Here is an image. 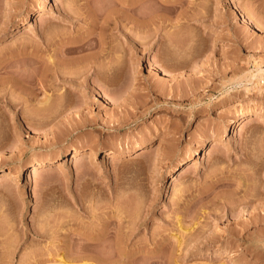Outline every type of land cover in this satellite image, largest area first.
Wrapping results in <instances>:
<instances>
[{
    "label": "rangeland",
    "instance_id": "rangeland-1",
    "mask_svg": "<svg viewBox=\"0 0 264 264\" xmlns=\"http://www.w3.org/2000/svg\"><path fill=\"white\" fill-rule=\"evenodd\" d=\"M100 52L125 55L116 86L82 67ZM19 165L0 264H264V0H0V172Z\"/></svg>",
    "mask_w": 264,
    "mask_h": 264
},
{
    "label": "bare ground",
    "instance_id": "bare-ground-1",
    "mask_svg": "<svg viewBox=\"0 0 264 264\" xmlns=\"http://www.w3.org/2000/svg\"><path fill=\"white\" fill-rule=\"evenodd\" d=\"M47 1H50L51 2V0H47ZM132 5V4H131ZM130 5V6H131ZM135 5L133 4L130 8L133 10V8H135L134 7ZM127 7H129V6H127ZM136 8H137V6H136ZM130 9V10H131ZM130 10H129V12H130ZM134 10H136V9H134ZM149 10V9H148ZM133 12V11H132ZM150 12V11H149ZM114 13H116V12H114ZM114 13H113V15H114ZM152 13V12H151ZM42 14V11H40V10H35L33 13H31V15H30V17H28V18H26L27 20L25 21L28 25H29V23L31 22V17L33 16V18H35V17H38V16H40ZM111 16L110 17H104V19H105V21L103 20V26H105V27H108L112 22H113V24L114 25H120L119 24V22H118V18H117V14H115L114 16H112V13L110 14ZM129 15L130 16H132V14H128V16L126 15V18L127 19H125V20H127V21H129V22H132V24H135V23H137V20H134V17H129ZM134 15V14H133ZM149 15V14H148ZM109 16V15H108ZM113 17V18H112ZM115 17V18H114ZM146 17V16H145ZM112 18V19H111ZM130 19V20H129ZM132 19V20H131ZM152 19V18H151ZM150 19V20H151ZM98 20V19H97ZM96 22V21H95ZM149 22V21H148ZM243 22H247V20L245 19V18H243ZM150 23V22H149ZM151 23L152 24H154L153 22H152V20H151ZM146 24H147V26H146ZM146 24H145V27H147L148 28V30L152 27L151 25L152 24H148L147 22H146ZM101 25H102V23H101ZM103 26H101V28L103 27ZM142 26H144V24H142ZM151 30V29H150ZM148 32V31H147ZM102 35H103V33L101 34V38H102ZM133 37H135V39H136V35L135 36H133ZM139 38H137V40H138ZM165 42V41H164ZM163 42V43H164ZM79 47V46H78ZM78 47L76 48V50L77 51H80V50H78ZM84 47V46H83ZM82 46L79 48V49H81V50H83L84 48H83ZM89 47V46H88ZM75 51V50H74ZM70 52H71V50H70ZM69 52V53H70ZM72 52H73V50H72ZM116 52V51H115ZM118 52V51H117ZM113 56V57H112ZM111 57H110V59H107V57H104V55L102 54V52H100V53H98L97 55H93L92 57L90 56V58H88V59H86L84 62H82V64L80 63V62H78L80 65H82V67H83V69H85V71L86 72H89V71H91V70H93V72H94V74L96 75V79H97V81L99 82V84L101 83V84H103L104 86L105 85H112V84H114V85H112V86H116L115 84H116V78H118V75H119V73L120 72H122L121 71V69H120V67H122V66H120L121 65V62H123V59H124V56L125 55H123L122 56V54H121V56H120V53H116L115 55L113 54ZM165 60V62H166V59H164ZM73 61V60H72ZM75 61V60H74ZM82 61V60H81ZM162 62H164L163 60H161ZM69 62V61H68ZM76 62H77V60H76ZM164 62V63H165ZM74 63V62H73ZM164 63H161V64H164ZM167 63H168V61H167ZM183 63V62H182ZM73 65V64H72ZM78 65V64H77ZM177 65V64H176ZM183 65V64H182ZM181 65V66H182ZM164 66H166V63H165V65ZM168 66V65H167ZM180 66V65H179ZM162 68V70H163V72H165L164 70H165V68H163V67H161ZM120 77V76H119ZM128 78H131V77H128ZM18 79V78H17ZM20 79H21V77H20ZM131 80V81H130ZM135 80V79H134ZM128 81V83L130 84L133 80H132V78L131 79H128L127 80ZM137 81V80H136ZM118 83H119V81H118ZM127 83V84H128ZM21 84V83H20ZM102 85V86H103ZM118 86V85H117ZM119 92V91H118ZM261 114V112H259V111H256V112H254L253 113V115H251L252 117H255L256 118V116H258V115H260ZM248 116H250V114L248 113V112H244V113H240V116H239V118H238V120L237 121H230V123H229V125L228 126H226L225 128H224V130H223V135L224 136H228L229 135V133L231 132V131H234V130H236L239 126H241L240 127V129L239 130H241L243 127H244V124H243V122H244V120L246 119V118H248ZM257 119V118H256ZM233 126V127H232ZM237 131V130H236ZM223 137V136H222ZM214 148H215V145L214 144H211V146H210V150H209V153L210 152H212L213 150H214ZM145 150V147L143 146V145H141L140 147H138V149H137V151H134V152H141V153H139L138 154V156L139 155H141V154H144V153H146V151H144ZM170 151H172V150H170ZM114 152V151H113ZM113 152H110V153H108V154H112L113 156H116L115 155V152L113 153ZM66 154V151L64 150V151H62L61 153H60V155L61 156H63L64 157V155ZM200 153L198 152V150L196 149V150H194L193 151V153L190 155V157L188 158V159H186V160H184V159H179L177 162H176V165H175V167L173 168V172H172V174L169 176V180H170V184L171 185H175V183L178 181V180H180L182 177H183V173H184V171H185V169L186 170H189L190 168H192L193 166H194V159H195V157L197 156V155H199ZM78 156H80V152L78 151V150H75L74 151V155H73V157H72V161H77L78 159ZM55 164H57V165H55ZM52 166H57L58 168H61V166H63L62 165V162L60 161H58L57 163H54V162H41V163H39V164H36L35 166H33L31 169H30V174H36V175H39V174H42V173H45V172H47ZM24 174V169H23V167L21 166V165H19V166H12V167H9V169H7V170H3V171H1L0 172V177H13V178H15V179H17V178H19L21 175H23ZM173 192H175V189L173 188ZM248 202V201H247ZM250 202V201H249ZM261 202V201H260ZM261 205V204H260ZM259 205V206H260ZM256 207V206H255ZM257 208V207H256ZM255 208V209H256ZM253 214V213H252ZM255 214V213H254ZM258 214V213H257ZM257 214H255V215H257ZM261 217V215H258V217H257V220H258V218H260ZM262 216H264V215H262ZM251 217V220H253V218H254V215L253 216H250ZM253 217V218H252ZM249 219V218H248ZM254 220H256V219H254ZM256 220V221H257ZM260 220V219H259ZM259 220H258V223H260L259 222ZM261 221V220H260ZM254 223V221H251V223ZM262 222H264V221H262ZM257 223V224H258ZM178 224H180V222L178 223ZM256 224V222L254 223V225ZM249 226V225H248ZM246 227V226H245ZM254 227V226H253ZM247 228V227H246ZM182 229V228H181ZM184 231V230H183ZM185 232H186V230H185ZM89 239V238H88ZM87 239V237H86V240L85 241H97V240H95V238L93 239V238H91L90 240H88ZM99 241V240H98ZM93 244H95V242L93 243ZM97 244V243H96ZM218 254H222V252H219ZM101 258H104V257H101ZM60 259H61V264H72V263H70V262H67V261H65L64 259H63V256L62 255H60ZM105 259V258H104ZM99 261H101V259H99ZM104 261V260H103ZM193 264H204V263H201V262H194ZM222 264H225L224 262L222 263Z\"/></svg>",
    "mask_w": 264,
    "mask_h": 264
}]
</instances>
